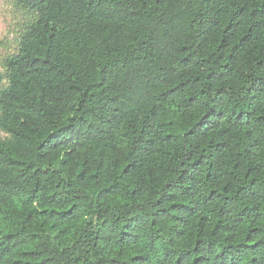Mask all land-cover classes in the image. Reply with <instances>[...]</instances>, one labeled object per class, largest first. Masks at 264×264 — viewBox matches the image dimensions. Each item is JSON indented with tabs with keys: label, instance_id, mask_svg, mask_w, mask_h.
Returning a JSON list of instances; mask_svg holds the SVG:
<instances>
[{
	"label": "trees",
	"instance_id": "16d2710c",
	"mask_svg": "<svg viewBox=\"0 0 264 264\" xmlns=\"http://www.w3.org/2000/svg\"><path fill=\"white\" fill-rule=\"evenodd\" d=\"M0 264H264V0H9Z\"/></svg>",
	"mask_w": 264,
	"mask_h": 264
},
{
	"label": "rangeland",
	"instance_id": "374dc122",
	"mask_svg": "<svg viewBox=\"0 0 264 264\" xmlns=\"http://www.w3.org/2000/svg\"><path fill=\"white\" fill-rule=\"evenodd\" d=\"M27 22V15L22 8L9 0H0V74L3 60L16 52L19 36ZM1 135H3L0 132Z\"/></svg>",
	"mask_w": 264,
	"mask_h": 264
}]
</instances>
